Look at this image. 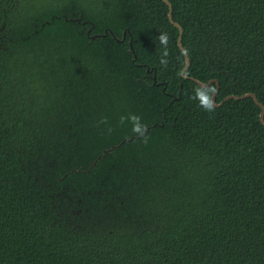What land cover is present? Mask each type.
Wrapping results in <instances>:
<instances>
[{"label": "trees", "instance_id": "16d2710c", "mask_svg": "<svg viewBox=\"0 0 264 264\" xmlns=\"http://www.w3.org/2000/svg\"><path fill=\"white\" fill-rule=\"evenodd\" d=\"M0 0V264H264V0Z\"/></svg>", "mask_w": 264, "mask_h": 264}, {"label": "water", "instance_id": "95a60500", "mask_svg": "<svg viewBox=\"0 0 264 264\" xmlns=\"http://www.w3.org/2000/svg\"><path fill=\"white\" fill-rule=\"evenodd\" d=\"M168 6H169V19L170 21L176 26L179 28V46L180 48L184 51V54H185V58H186V65L185 67L183 68L182 70V75L187 78L188 76L185 74V71L188 69V67L190 66V63H191V60H190V56L187 52V50L184 48L183 44H182V36H183V32H184V29L182 28V26L176 22L173 18V6L171 4V2L169 0H164ZM192 80H194L196 83H198V85H200L201 87H207L209 86L210 84H212L213 82H216L217 83V87L215 89V91L213 92L212 94V97H211V102L215 105V106H220L221 104H223L224 101L230 99V98H246V97H253L256 101V103L262 108V111H261V121L264 123V105L259 101L257 95L255 93H244L242 95H235V94H231V95H228L223 101H221L220 103H217L216 102V98H217V94H218V91H219V81L217 79H212L208 82H203L201 80H198L197 78H194V77H191Z\"/></svg>", "mask_w": 264, "mask_h": 264}]
</instances>
